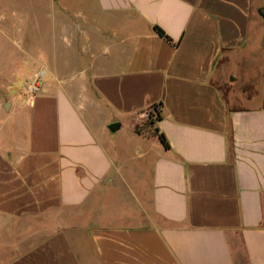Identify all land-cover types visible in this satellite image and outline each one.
<instances>
[{
    "label": "crops",
    "instance_id": "obj_1",
    "mask_svg": "<svg viewBox=\"0 0 264 264\" xmlns=\"http://www.w3.org/2000/svg\"><path fill=\"white\" fill-rule=\"evenodd\" d=\"M263 11L64 0L40 92L0 57V264H264Z\"/></svg>",
    "mask_w": 264,
    "mask_h": 264
},
{
    "label": "rangeland",
    "instance_id": "obj_2",
    "mask_svg": "<svg viewBox=\"0 0 264 264\" xmlns=\"http://www.w3.org/2000/svg\"><path fill=\"white\" fill-rule=\"evenodd\" d=\"M63 21L64 0H0V57L6 58L10 84L23 88L26 95V88L37 74L45 73L38 81L41 90L48 81L47 50L53 27L57 49L63 57ZM38 46H44L42 53L37 51ZM156 117L154 108L148 110L145 120L138 125L139 132L152 133ZM125 132L128 133L126 126L122 133Z\"/></svg>",
    "mask_w": 264,
    "mask_h": 264
},
{
    "label": "trees",
    "instance_id": "obj_3",
    "mask_svg": "<svg viewBox=\"0 0 264 264\" xmlns=\"http://www.w3.org/2000/svg\"><path fill=\"white\" fill-rule=\"evenodd\" d=\"M155 30L157 31V33H158L161 37L167 39L168 41H171V39L167 36V34H166V33H165L160 27L156 26V27H155ZM158 110H159V105H155V107H154V111H155L156 116H157L156 118H159V117H160V113H159ZM136 129H137V132H139V130H138V126H137ZM155 133L159 136V139H160V141L163 143V145H164L166 148H170V145H169V143H168V141H167L165 135L159 133L158 130H156Z\"/></svg>",
    "mask_w": 264,
    "mask_h": 264
},
{
    "label": "built area",
    "instance_id": "obj_4",
    "mask_svg": "<svg viewBox=\"0 0 264 264\" xmlns=\"http://www.w3.org/2000/svg\"><path fill=\"white\" fill-rule=\"evenodd\" d=\"M45 76V73L42 72L36 75V79L33 83H30L26 88L27 95H34L41 91V85L39 84V80H41Z\"/></svg>",
    "mask_w": 264,
    "mask_h": 264
},
{
    "label": "water",
    "instance_id": "obj_5",
    "mask_svg": "<svg viewBox=\"0 0 264 264\" xmlns=\"http://www.w3.org/2000/svg\"><path fill=\"white\" fill-rule=\"evenodd\" d=\"M264 12V11H263ZM110 130L115 133L119 128H120V124L119 123H114L112 125H110Z\"/></svg>",
    "mask_w": 264,
    "mask_h": 264
}]
</instances>
